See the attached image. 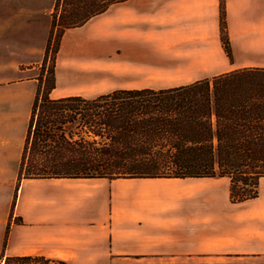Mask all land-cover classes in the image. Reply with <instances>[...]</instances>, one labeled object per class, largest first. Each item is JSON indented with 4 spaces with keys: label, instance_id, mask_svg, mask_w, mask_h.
I'll use <instances>...</instances> for the list:
<instances>
[{
    "label": "crops",
    "instance_id": "0c3cea01",
    "mask_svg": "<svg viewBox=\"0 0 264 264\" xmlns=\"http://www.w3.org/2000/svg\"><path fill=\"white\" fill-rule=\"evenodd\" d=\"M56 52L53 97L264 69V0H115L66 27ZM18 85H0L21 91L0 97V166L9 171L1 179L14 186L0 210V264L24 255L67 264H264V176L257 195L240 201L231 200L226 175L19 177Z\"/></svg>",
    "mask_w": 264,
    "mask_h": 264
},
{
    "label": "trees",
    "instance_id": "16d2710c",
    "mask_svg": "<svg viewBox=\"0 0 264 264\" xmlns=\"http://www.w3.org/2000/svg\"><path fill=\"white\" fill-rule=\"evenodd\" d=\"M113 1L57 0L56 10L63 6L58 23L62 31L81 24ZM222 40L228 48L225 35ZM258 70L235 69L162 89L53 97V63L48 86L39 83L31 102L18 175H226L232 201L253 197L264 176V80L253 74ZM37 78L41 82L42 75ZM32 256L39 255L10 256L3 264Z\"/></svg>",
    "mask_w": 264,
    "mask_h": 264
},
{
    "label": "rangeland",
    "instance_id": "374dc122",
    "mask_svg": "<svg viewBox=\"0 0 264 264\" xmlns=\"http://www.w3.org/2000/svg\"><path fill=\"white\" fill-rule=\"evenodd\" d=\"M56 1L0 0V85L9 83L19 84L18 89H22L23 94H25V98L20 99L16 104L23 120V125L17 124V129L22 130L23 138L30 114L28 107L34 97L35 91L39 83L41 89L48 86L51 77L50 68L53 63H56L61 58L56 52L60 44L62 32L57 14L58 11L63 9V6L59 7L58 5L56 10ZM54 14H56L55 24L52 22ZM71 61L78 62L79 60L72 59ZM43 62L44 66L42 67ZM253 72L254 75L259 76L258 79L264 80V69L263 71L258 70ZM39 74L42 75L41 82L37 78ZM89 83L93 84L94 82L77 81L73 86L78 87L84 84L88 85ZM62 86L66 87L65 84H62ZM20 92L9 89L5 90V88L0 86V97ZM4 112L5 108L0 104V116ZM7 167L0 166V210L4 209L6 192L14 190V186L11 188L5 181L2 184V175L5 176L9 172L5 169ZM15 167L18 171L19 165ZM8 264L63 263L57 258L45 259L40 256H32L27 259H11L8 261Z\"/></svg>",
    "mask_w": 264,
    "mask_h": 264
}]
</instances>
